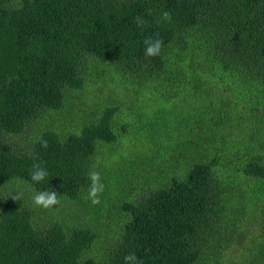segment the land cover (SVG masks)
I'll list each match as a JSON object with an SVG mask.
<instances>
[{"label": "trees", "instance_id": "1", "mask_svg": "<svg viewBox=\"0 0 264 264\" xmlns=\"http://www.w3.org/2000/svg\"><path fill=\"white\" fill-rule=\"evenodd\" d=\"M130 253L264 264V0H0V264Z\"/></svg>", "mask_w": 264, "mask_h": 264}, {"label": "clouds", "instance_id": "2", "mask_svg": "<svg viewBox=\"0 0 264 264\" xmlns=\"http://www.w3.org/2000/svg\"><path fill=\"white\" fill-rule=\"evenodd\" d=\"M151 15V12H149ZM171 14L168 11H164L161 14L160 19L162 21L170 22ZM134 22L138 27H144L147 21L142 16L134 17ZM159 22V21H158ZM145 45L144 54L146 57H156L160 55L164 41L160 38H152L147 37L143 41ZM41 146L47 148V142L42 141ZM48 171L46 168L42 167L39 163H34L32 166V171L30 173L31 181L35 183H40L45 180L48 176ZM88 179L90 184L87 188V199L91 202L92 205H99L101 203L100 196L105 191V184L102 182L101 175L98 171L91 170L88 173ZM20 193L12 196L14 200H18L21 198ZM65 196V195H64ZM64 196H60L59 193L55 191L43 190L37 191L32 196V201L35 206L43 208V209H51L54 206L58 205L61 202V199ZM125 264H143L142 261H139L135 253H130L124 257Z\"/></svg>", "mask_w": 264, "mask_h": 264}, {"label": "rangeland", "instance_id": "3", "mask_svg": "<svg viewBox=\"0 0 264 264\" xmlns=\"http://www.w3.org/2000/svg\"><path fill=\"white\" fill-rule=\"evenodd\" d=\"M130 110H132V109H129V111H130ZM147 125H149V124H147ZM141 126H142V127H145L146 125H140V127H141ZM146 132H147V131L145 130V133H146ZM226 254L231 255V251L227 252ZM232 260H234V259H232Z\"/></svg>", "mask_w": 264, "mask_h": 264}]
</instances>
